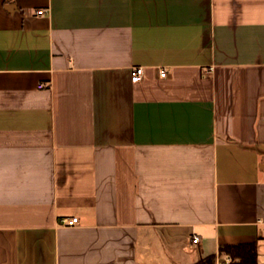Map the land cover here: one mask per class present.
<instances>
[{
  "label": "crops",
  "instance_id": "obj_1",
  "mask_svg": "<svg viewBox=\"0 0 264 264\" xmlns=\"http://www.w3.org/2000/svg\"><path fill=\"white\" fill-rule=\"evenodd\" d=\"M252 242L264 264V0H0V264Z\"/></svg>",
  "mask_w": 264,
  "mask_h": 264
},
{
  "label": "trees",
  "instance_id": "obj_2",
  "mask_svg": "<svg viewBox=\"0 0 264 264\" xmlns=\"http://www.w3.org/2000/svg\"><path fill=\"white\" fill-rule=\"evenodd\" d=\"M218 255L229 257L233 262L254 264L258 259V249L255 242L220 245ZM194 264H216V256L213 254L205 256Z\"/></svg>",
  "mask_w": 264,
  "mask_h": 264
},
{
  "label": "built area",
  "instance_id": "obj_3",
  "mask_svg": "<svg viewBox=\"0 0 264 264\" xmlns=\"http://www.w3.org/2000/svg\"><path fill=\"white\" fill-rule=\"evenodd\" d=\"M36 14L38 15H43L45 14V9H37L36 10ZM144 74V68L142 66H132L130 69V81L132 83H138L141 79L142 76ZM165 75V71H161L160 72V76H164ZM39 88H44L46 87L45 83H40L38 85ZM78 218L77 217H71V218H66L62 221V224L65 226H73L78 224ZM192 242L196 243L198 242V237H193L192 238ZM224 264H229V259H227L226 263Z\"/></svg>",
  "mask_w": 264,
  "mask_h": 264
}]
</instances>
